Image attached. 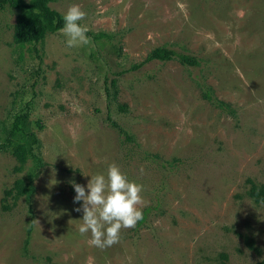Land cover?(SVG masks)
I'll return each instance as SVG.
<instances>
[{"label": "rangeland", "instance_id": "374dc122", "mask_svg": "<svg viewBox=\"0 0 264 264\" xmlns=\"http://www.w3.org/2000/svg\"><path fill=\"white\" fill-rule=\"evenodd\" d=\"M78 4L87 45L61 29L17 43L0 9V264H253L264 258V0H55ZM100 31L108 37L94 38ZM159 46L195 57L146 60ZM137 68L133 65L140 64ZM227 103L220 108L203 88ZM42 165L6 143L14 117ZM107 116L127 131L112 127ZM13 141L18 136L10 137ZM115 163L143 186L145 215L99 249L78 232L72 181ZM13 189L11 195L5 192ZM26 240L28 243L26 244ZM225 255L223 257L222 255Z\"/></svg>", "mask_w": 264, "mask_h": 264}, {"label": "clouds", "instance_id": "9594fccd", "mask_svg": "<svg viewBox=\"0 0 264 264\" xmlns=\"http://www.w3.org/2000/svg\"><path fill=\"white\" fill-rule=\"evenodd\" d=\"M87 13L78 5L71 4L63 12L61 33L69 48L87 45L89 31L80 23ZM76 195L74 202H82L74 210L83 216L78 225L81 236L88 237L90 246L105 249L117 244L122 229L134 228L143 219V186L129 180L115 163H109L104 172L90 176L85 187L71 182Z\"/></svg>", "mask_w": 264, "mask_h": 264}, {"label": "trees", "instance_id": "16d2710c", "mask_svg": "<svg viewBox=\"0 0 264 264\" xmlns=\"http://www.w3.org/2000/svg\"><path fill=\"white\" fill-rule=\"evenodd\" d=\"M55 0H0V9L12 8L17 10L15 15V22L13 25L14 40L17 43H39L48 33L56 32L63 27L62 13L53 9L50 3ZM105 32L100 31L94 34V38L108 37ZM176 59L182 65L194 66L198 65L199 61L188 54L176 53L171 48L165 46L155 47L150 50L146 60H170ZM141 65H133V68H137ZM203 97L209 100L211 103L219 106L220 108H228V104L215 98L209 87L203 88ZM27 112H22L14 117L12 125L8 131L9 136L7 141L1 147L10 148L12 153L20 162H24L26 159L31 158L34 161L35 168L33 172L28 173V185L23 181L17 180L14 189L16 194L20 195L26 193L28 201L30 200V193L33 191L31 181L36 176L38 168L42 165L40 156L35 152V145L38 142L36 135L33 132H28L24 125V121L27 118ZM107 121L114 127L119 134L123 135L126 139H130L129 134L123 129L116 121L112 120L110 116H107ZM18 136V140L15 142L10 137ZM248 196L255 203H264V183H256L255 181L248 179ZM7 195L13 193V189L5 191ZM145 211L143 212V217ZM28 241L26 240V244ZM225 257V255H222ZM253 264H264V258L257 260Z\"/></svg>", "mask_w": 264, "mask_h": 264}]
</instances>
